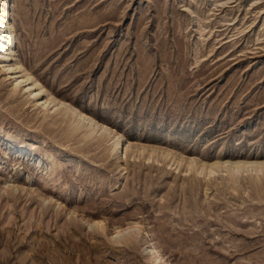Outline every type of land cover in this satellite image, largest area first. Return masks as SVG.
Wrapping results in <instances>:
<instances>
[{
    "label": "rangeland",
    "instance_id": "rangeland-1",
    "mask_svg": "<svg viewBox=\"0 0 264 264\" xmlns=\"http://www.w3.org/2000/svg\"><path fill=\"white\" fill-rule=\"evenodd\" d=\"M9 8L25 68L129 150L82 141L0 71V264H154L137 231L112 239L129 224L168 264H264V174L187 166L264 160V0Z\"/></svg>",
    "mask_w": 264,
    "mask_h": 264
},
{
    "label": "bare ground",
    "instance_id": "bare-ground-1",
    "mask_svg": "<svg viewBox=\"0 0 264 264\" xmlns=\"http://www.w3.org/2000/svg\"><path fill=\"white\" fill-rule=\"evenodd\" d=\"M9 3L10 0H0V71L11 81L13 88H19L18 90L27 96V102L32 103V106L35 107L38 112L47 115L52 113L59 114L62 117V121L63 118L66 120L68 130L73 134L79 132L80 138L84 142H92L93 140L95 141V139H98L102 143H106L107 140L111 141L110 148H108L109 152L113 154L120 152V158L126 159L129 146H125L123 151L122 136L120 134L115 133L102 123L99 124L84 111L74 106L72 107L70 104L66 103L64 99L48 91L40 80L34 76L32 71L25 68L19 58H17L14 50L15 36L10 25ZM187 166L188 169H192L195 174H203L204 178L210 177L212 179V177L225 173L228 180L235 183L239 177H242L243 174L246 173L247 175L254 173L256 179H259L258 174H264V160L262 162L251 160L236 161L235 159L224 160L222 158L215 162H200V164L191 161ZM90 225V229L104 228L103 223L98 221ZM132 231L140 233L139 235H141L142 240L145 242V255L150 257L154 264H168L163 255L160 254L156 245L146 239V237L142 235V231L138 230L135 224H129L127 228L118 229V231L111 234V236L114 240H120V238L124 236L123 234H128Z\"/></svg>",
    "mask_w": 264,
    "mask_h": 264
}]
</instances>
